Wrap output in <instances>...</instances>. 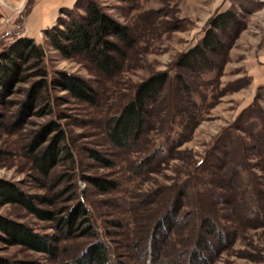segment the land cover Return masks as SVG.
<instances>
[{
  "label": "rangeland",
  "instance_id": "obj_1",
  "mask_svg": "<svg viewBox=\"0 0 264 264\" xmlns=\"http://www.w3.org/2000/svg\"><path fill=\"white\" fill-rule=\"evenodd\" d=\"M99 1L115 19L130 26L136 38L122 70L113 78L103 76L83 58L63 56L50 44L45 30L54 25L63 7L52 22L41 25L37 11L45 8L47 0H0V47L29 37L44 47L43 66L49 79L58 77L60 72L81 77L98 96L97 104H91L51 85L37 112L19 130L8 133L0 128V179L28 194L52 198L58 195L53 204H42V208L63 211L81 200L87 207L88 221L84 226L91 224L98 234V238L78 234L62 239L56 256L0 239V258L10 264H64L96 239L109 245L113 264H144L136 242L162 215L177 185L185 178L197 177L191 172L192 165L204 160L219 138L225 142L239 135L228 163L246 162L252 181V172L262 173L252 167L257 158L250 149L252 139L243 129L264 131V0ZM251 10L254 11L249 13ZM225 11L237 15L240 32L234 36L230 29L225 53L212 56L213 69L199 74L178 67L180 55L197 44L211 20ZM165 70L171 78L156 105L147 134L134 151L116 147L108 138L106 120L120 111L142 81ZM178 73L190 86L189 94L177 79ZM22 75L23 80L16 84L13 93L0 102L1 120L6 123L14 121L28 90L40 78L37 68L26 67ZM52 121L66 132L64 144L69 146L74 161L63 154L45 179L27 156L26 147ZM52 135L54 132L49 138ZM170 136L175 140L186 137V141L177 145L170 139L169 148L162 149L161 143ZM91 150L107 162L93 158ZM153 153L157 155L155 161L145 163ZM87 176L114 180L117 188L103 191L90 184ZM149 199L154 200L148 204ZM212 200L194 193L183 208V213L189 212L188 217L194 209L217 217L235 235L231 246L210 264H264V216L250 224L226 209V205ZM261 210L264 213V199ZM0 215L40 234L58 233L52 221L40 219L17 203H0ZM185 231L187 235L188 230ZM180 232L172 237L171 254L178 249Z\"/></svg>",
  "mask_w": 264,
  "mask_h": 264
},
{
  "label": "trees",
  "instance_id": "obj_2",
  "mask_svg": "<svg viewBox=\"0 0 264 264\" xmlns=\"http://www.w3.org/2000/svg\"><path fill=\"white\" fill-rule=\"evenodd\" d=\"M252 11L254 10L249 13ZM230 29L234 30V36L239 34L237 15L232 11L219 13L211 20L204 36L197 44L180 55L177 66L199 74L213 69L212 56L225 53V41L229 37ZM45 34L50 44L63 56L83 58L107 78L115 77L122 70L128 50L136 44L130 26L109 14L99 0H76L73 6L63 7L56 22L45 30ZM45 55L44 47L29 37L17 39L0 47V102L6 100V97L13 93L16 84L23 80L22 74L26 67L37 68L40 77L28 90L27 99L20 104L14 121L6 123L1 120L3 116L0 115V128L8 133H15L29 116L37 112L40 103L45 99V91L51 85L60 86L76 98L91 104L98 102L96 90L81 77L60 72L58 77L49 79V73L43 66ZM176 77L182 84L184 92L189 94L190 86L185 77L181 73ZM170 78L171 74L166 70L150 75L138 85L133 96L124 103L120 111L106 120L104 126L113 145L120 149L135 150L137 143L148 132L149 123L155 116L156 105ZM243 130L252 139L250 149H253L257 158L252 167H257L262 173L252 172L255 177V181H252L246 162L233 165L228 163L231 149L240 140L239 135L236 134L225 142L222 141L223 137L219 138L208 151L207 159L194 162L192 165L194 170L191 172L197 177L193 179L191 177L189 180L185 178L177 185L175 195L162 215L150 225L145 236L136 242L144 264H210L217 254L231 246L235 235L217 217L198 212L197 209L192 211L191 217H188L189 212L183 213L186 200L191 194L208 196L214 203L226 205V209L250 224L260 215L264 216L261 210L264 199V131L256 130L254 127ZM53 132L54 135L49 138ZM170 139L171 136L166 137L160 147L164 150L169 148ZM171 140L181 145L186 141V137L181 136L178 140L174 137ZM47 141L49 143L44 145ZM65 141L66 132L57 122L52 121L39 130L27 145L26 154L43 178L50 177L63 154L74 161L69 146L64 144ZM155 154L148 155L144 162H154L157 156ZM91 156L107 162L97 151L91 150ZM87 180L103 191L117 188L116 181L100 176H87ZM59 184L57 182L56 186ZM214 186L223 191L216 190ZM55 197L58 195L52 198L28 194L17 185L0 179L2 205L20 204L40 219L52 221L58 232L57 235L40 234L26 224L0 215L2 232L0 239L9 244H22L56 256L57 244L62 239L78 234L98 238L91 224L84 226L88 221L85 219L87 207L81 200L75 205H67L63 211L40 207L42 204H53ZM151 200L149 199L147 203L154 199ZM187 227L189 229H186ZM185 230H188L187 235H184L187 233ZM178 231H181L177 241L178 249L171 254L170 243ZM0 264L10 263L0 258ZM64 264H113V260L109 245L102 239H96Z\"/></svg>",
  "mask_w": 264,
  "mask_h": 264
},
{
  "label": "crops",
  "instance_id": "obj_3",
  "mask_svg": "<svg viewBox=\"0 0 264 264\" xmlns=\"http://www.w3.org/2000/svg\"><path fill=\"white\" fill-rule=\"evenodd\" d=\"M75 2L76 0H47L44 5L45 8L43 10L40 9L37 11L39 23L43 25L49 23L50 20L52 22L53 18L55 15H57V12L61 7H69Z\"/></svg>",
  "mask_w": 264,
  "mask_h": 264
}]
</instances>
